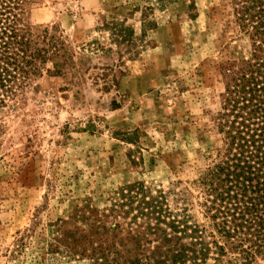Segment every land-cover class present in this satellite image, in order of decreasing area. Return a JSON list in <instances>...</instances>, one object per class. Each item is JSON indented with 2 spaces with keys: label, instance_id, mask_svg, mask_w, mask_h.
<instances>
[{
  "label": "rangeland",
  "instance_id": "obj_1",
  "mask_svg": "<svg viewBox=\"0 0 264 264\" xmlns=\"http://www.w3.org/2000/svg\"><path fill=\"white\" fill-rule=\"evenodd\" d=\"M235 6L32 3L31 24L37 32L48 28L66 50L0 111V264H90L87 256H69L55 237L93 220L122 246H136L140 236L132 239L124 221L139 199L160 192L170 217L188 215L203 229L202 252L196 245L185 264H237L214 242H222L218 218L201 183L225 147L221 62L250 48ZM253 263L264 264V255Z\"/></svg>",
  "mask_w": 264,
  "mask_h": 264
},
{
  "label": "trees",
  "instance_id": "obj_2",
  "mask_svg": "<svg viewBox=\"0 0 264 264\" xmlns=\"http://www.w3.org/2000/svg\"><path fill=\"white\" fill-rule=\"evenodd\" d=\"M34 1L0 0V111L34 75L42 74L49 60L66 50L48 28L37 32L29 21ZM235 4L250 48L247 54L221 62L226 83L219 124L225 147L201 183L209 194V210L215 208L212 215L218 218L215 227L222 242H214L220 253L231 254L230 261L237 264H254L257 255H264V0ZM67 60L54 61L52 70L59 71ZM150 197L139 199L135 213L124 219L131 238L140 236L136 246H122L114 240L118 235H108L110 228L99 226L97 220L86 228L61 232L57 243L69 256H87L90 264H185L196 245L202 252L203 229L193 228L188 215L170 217L165 194ZM122 210L120 216L126 218L129 210ZM112 225L125 228L119 222ZM58 248L59 244L51 250Z\"/></svg>",
  "mask_w": 264,
  "mask_h": 264
}]
</instances>
